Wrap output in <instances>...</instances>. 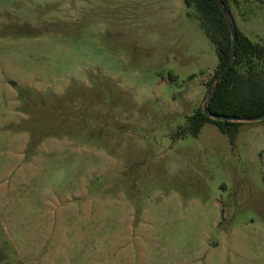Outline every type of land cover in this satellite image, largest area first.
<instances>
[{
  "label": "rangeland",
  "instance_id": "374dc122",
  "mask_svg": "<svg viewBox=\"0 0 264 264\" xmlns=\"http://www.w3.org/2000/svg\"><path fill=\"white\" fill-rule=\"evenodd\" d=\"M216 69L182 0H0V264H264V119L189 129Z\"/></svg>",
  "mask_w": 264,
  "mask_h": 264
},
{
  "label": "trees",
  "instance_id": "16d2710c",
  "mask_svg": "<svg viewBox=\"0 0 264 264\" xmlns=\"http://www.w3.org/2000/svg\"><path fill=\"white\" fill-rule=\"evenodd\" d=\"M229 17L232 9H238L239 0H219ZM188 16L197 18L207 39L214 46L217 56L215 79L221 74L230 57L231 40L235 37L234 59L222 80L213 87L208 103L212 114L236 118L255 119L264 113V45L255 42L236 25L224 17L217 0H182ZM189 129L196 135L205 122L215 124L233 142L242 122L218 121L206 117L197 109L189 118Z\"/></svg>",
  "mask_w": 264,
  "mask_h": 264
},
{
  "label": "water",
  "instance_id": "95a60500",
  "mask_svg": "<svg viewBox=\"0 0 264 264\" xmlns=\"http://www.w3.org/2000/svg\"><path fill=\"white\" fill-rule=\"evenodd\" d=\"M218 4L221 6V10L222 13L224 15V17L226 18L227 22L231 25V21L229 18V14L225 8V6L223 5V3L219 0ZM234 47H235V37L232 38L231 40V45H230V57H229V61L226 64L225 68L222 70L221 74L215 79V82L213 84V87H216V85L222 80V78L224 77V75L226 74L228 68L232 65L233 63V59H234ZM214 90L212 89L207 97V100L203 106V114L208 117L211 118L213 120H218V121H229V122H245V121H260L264 119V113L258 117H256L255 119H245V118H236V117H230V116H221V115H216V114H212L208 111V103L210 98L212 97Z\"/></svg>",
  "mask_w": 264,
  "mask_h": 264
}]
</instances>
